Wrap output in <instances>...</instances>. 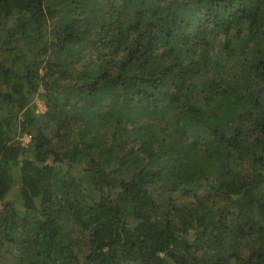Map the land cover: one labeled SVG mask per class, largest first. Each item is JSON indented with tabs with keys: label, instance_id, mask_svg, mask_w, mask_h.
<instances>
[{
	"label": "trees",
	"instance_id": "trees-1",
	"mask_svg": "<svg viewBox=\"0 0 264 264\" xmlns=\"http://www.w3.org/2000/svg\"><path fill=\"white\" fill-rule=\"evenodd\" d=\"M0 202V264H264V0H0Z\"/></svg>",
	"mask_w": 264,
	"mask_h": 264
},
{
	"label": "rangeland",
	"instance_id": "rangeland-1",
	"mask_svg": "<svg viewBox=\"0 0 264 264\" xmlns=\"http://www.w3.org/2000/svg\"><path fill=\"white\" fill-rule=\"evenodd\" d=\"M35 100L37 102V111L44 112L46 109L44 103L39 98H36ZM19 139L22 144L26 145L30 140V136L28 134H23L19 136ZM14 196H17L16 192H14ZM0 208H1V202H0Z\"/></svg>",
	"mask_w": 264,
	"mask_h": 264
}]
</instances>
